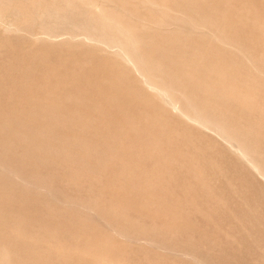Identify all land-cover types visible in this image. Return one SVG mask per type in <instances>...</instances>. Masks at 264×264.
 I'll return each mask as SVG.
<instances>
[{
    "label": "rangeland",
    "instance_id": "374dc122",
    "mask_svg": "<svg viewBox=\"0 0 264 264\" xmlns=\"http://www.w3.org/2000/svg\"><path fill=\"white\" fill-rule=\"evenodd\" d=\"M21 7L25 32L0 27L9 264H264V186L189 121L264 169V0Z\"/></svg>",
    "mask_w": 264,
    "mask_h": 264
},
{
    "label": "bare ground",
    "instance_id": "6f19581e",
    "mask_svg": "<svg viewBox=\"0 0 264 264\" xmlns=\"http://www.w3.org/2000/svg\"><path fill=\"white\" fill-rule=\"evenodd\" d=\"M28 1L29 0H0V27L4 28L5 31L10 32L15 35H20L21 33L25 32V30L22 27L17 26L16 23L19 20V18L23 16L21 5H24ZM43 15L54 17V18L57 17V14L54 12H46ZM45 36L49 39H52V38L54 39V38L59 37V35L57 34L49 35L48 33L45 34ZM72 38L73 37L70 35L69 39L72 40ZM86 40H87V37L85 40L82 39V41H85V42ZM88 40L91 41L90 38H88ZM92 41H95V40H92ZM96 42L97 40L94 43ZM98 43H100V41ZM105 46L109 47V45H105ZM121 52H122L121 49H119L117 53L120 54ZM163 94L166 96L165 93ZM194 110L195 109H193V112L195 114V120L188 118L189 121L190 120H192L193 122L195 121V124L200 130H205V131L208 130L209 132H211L213 136L211 137L212 140L214 142H217L220 146H223L226 149L231 150L235 159L240 161L241 164L245 166L244 170H247L249 174H251L252 177L255 180H257L258 183L264 186V169L260 168V166L256 163V161H254L251 155L252 150L249 149L246 143L238 139L232 133L231 131L232 127L230 128L228 125L225 126L224 124L226 123L222 121L221 119L216 121V119L212 116L207 117L203 115L204 112L202 110L201 111H197V110L194 111ZM23 234L26 236H30L33 233L26 234L25 232H23ZM0 264H9L8 252L4 247H0Z\"/></svg>",
    "mask_w": 264,
    "mask_h": 264
}]
</instances>
